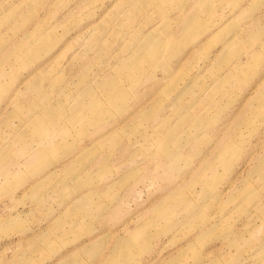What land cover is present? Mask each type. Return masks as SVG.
<instances>
[{"label": "rangeland", "instance_id": "obj_1", "mask_svg": "<svg viewBox=\"0 0 264 264\" xmlns=\"http://www.w3.org/2000/svg\"><path fill=\"white\" fill-rule=\"evenodd\" d=\"M50 97L41 135L17 113ZM124 240L123 264H264V0H0V264Z\"/></svg>", "mask_w": 264, "mask_h": 264}, {"label": "crops", "instance_id": "obj_2", "mask_svg": "<svg viewBox=\"0 0 264 264\" xmlns=\"http://www.w3.org/2000/svg\"><path fill=\"white\" fill-rule=\"evenodd\" d=\"M208 1L209 0H206V2H208ZM136 7H139L138 3H136ZM205 7H206V11H208L209 10V6L206 5ZM193 17H198V16L196 14H194L191 17H187V19L185 21V24H184L183 31H184L185 34L189 35L188 39H191L190 38L191 37L190 34L193 33L196 30V27L198 25H200L199 20H198V22L195 23V25H193L195 27L193 30H190V29L187 28V25L189 23L190 18H193ZM181 39L183 40L185 38L182 36ZM231 40H233V38L228 39V41H231ZM228 41H226V42H228ZM226 42H225V44H226ZM233 49H235L234 46L227 47L226 50L224 49L221 52L220 56L224 55V56L228 57V55H230V56L235 55L233 53L232 54H228V52H227V50L233 51ZM16 99H18V97ZM70 101H72V102L74 101L75 102V100H73V99H70ZM88 103L91 104V105L93 104V102H88V99H86L85 102H75V105L72 106L71 110H73V109H75V108H77L79 106H85V108H86ZM50 108L61 109V110H63V112L62 113H57L55 115H52L48 111ZM87 108L89 109L88 106H87ZM65 110H66L65 108H61L59 106L58 107H54L53 103L51 101V97L48 98L45 101L44 100H38V99L34 98V100L30 103V105H28V108L26 107L23 111L19 110V113H17V114L28 113L29 115H31L33 117V121H34V127L33 126H31V127L34 128L33 129L34 132H37V133L42 135V134L46 133L45 130L48 128V126H46V122L45 121L43 122V120L44 119H48L51 122H57V124H58L59 121H60L59 118L63 117V115L65 116V114H64ZM87 114L88 113H86L85 115L84 114L79 115V114H74L73 113V114L70 115L69 118L71 120H76V119L80 118L79 121H82L84 118H86ZM91 114L94 115V113H91ZM156 212L158 213L157 210H156ZM129 245H131V243H128L127 240L122 241V243L119 246L120 247L119 248V252L111 254V255L105 257L100 264H121V263L123 264V262H125L127 260V257H128L127 254H126V251H127V248H128ZM131 246L133 247L134 244H132ZM118 258H119V260H118ZM76 263H77V260H74V262L71 263V264H76Z\"/></svg>", "mask_w": 264, "mask_h": 264}]
</instances>
